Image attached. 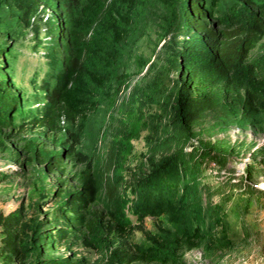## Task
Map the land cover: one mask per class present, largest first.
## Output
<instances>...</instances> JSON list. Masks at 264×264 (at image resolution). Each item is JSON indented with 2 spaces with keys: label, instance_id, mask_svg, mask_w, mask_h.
<instances>
[{
  "label": "rangeland",
  "instance_id": "374dc122",
  "mask_svg": "<svg viewBox=\"0 0 264 264\" xmlns=\"http://www.w3.org/2000/svg\"><path fill=\"white\" fill-rule=\"evenodd\" d=\"M238 3L243 1L222 0L221 8L211 10V24H218ZM52 4L47 0L27 8L20 1L0 0V81L10 85L23 111L29 113L24 118L18 116L19 125L4 129L2 135L8 150L0 146V264L32 263V257L21 252L36 223L47 240L43 245L32 239L29 242L35 251L41 248V257L71 256L85 264L105 262V254L86 242L79 213L66 215L60 195L61 188H77L73 174L82 168L78 157L65 156L66 166L55 171L39 163L28 165L31 148L68 153L78 133L81 136L74 148L89 157L104 142L117 140L122 146L117 172L127 182L148 168L150 158L161 157L157 144L168 137L176 138L172 152L206 146L222 154L200 161L195 169L196 199L206 209L201 226L211 234L175 249L168 264H264V114L253 125L212 111L188 136L168 129V113L161 103L171 83L159 56L170 30L171 14L162 0H141L131 14L127 38L122 42H116L112 35L106 38L107 47L118 51L120 59L111 66L102 63L101 67L111 72L110 80L91 93L82 132L79 124L64 118L57 130L32 123L33 114L41 115L47 102L43 86L52 71L47 58ZM120 124L125 126L124 134L118 132ZM16 154L19 159H15ZM60 179L65 180V186ZM130 206L126 209L129 234L117 223L108 222L102 229L105 240L131 248L134 244H164L163 238H168L177 246L178 230L168 218L141 222ZM62 231L67 233L66 239H61Z\"/></svg>",
  "mask_w": 264,
  "mask_h": 264
},
{
  "label": "trees",
  "instance_id": "16d2710c",
  "mask_svg": "<svg viewBox=\"0 0 264 264\" xmlns=\"http://www.w3.org/2000/svg\"><path fill=\"white\" fill-rule=\"evenodd\" d=\"M16 1L29 8L47 0ZM51 1L47 58L52 71L43 86L47 102L41 115L33 114L32 123L57 130L64 118L73 125L79 124L82 132L91 93L110 80L111 72L101 67L102 63L111 66L120 59L118 51L107 47L106 38L112 35L116 42L127 38L131 14L141 0ZM162 1L171 14L170 30L159 56L171 83L161 103L169 117L166 127L174 134L187 135L212 111H220L239 123L255 125L264 114V0L234 4L218 24H211V10L221 8L222 0ZM27 114L10 85L0 81V146L4 151L8 150L2 140L4 129L18 126L17 117ZM119 127L118 132L124 134L125 126ZM80 136L81 133L74 136L75 143L68 153L31 148L28 165L39 163L55 171L66 166L65 156L78 157L82 168L73 174L77 188H61L60 195L66 215L79 213L86 242L105 254L103 264H168L175 249L203 241L211 234L201 226L206 209L196 199L195 169L200 161L222 154L206 146L172 152L176 138L168 137L157 144L161 157L150 158L148 168L127 182L117 172L122 162V146L117 140L104 142L89 157L74 148ZM16 157L19 159V155ZM59 182L66 184L62 179ZM126 190L130 193L126 194ZM129 203L133 216L141 222L168 218L178 230L177 246L168 238H163L164 244H134L131 248L113 246L105 240L102 229L108 222L117 223L129 234ZM43 231L39 223L34 224L32 235L26 237L28 241L22 246L21 254L32 257L30 264H85L71 256L41 257V248L35 251L29 241L45 244ZM63 231L61 239H66L67 233Z\"/></svg>",
  "mask_w": 264,
  "mask_h": 264
}]
</instances>
